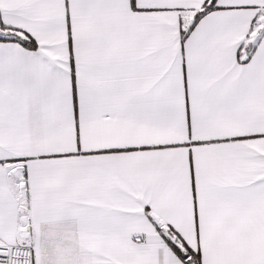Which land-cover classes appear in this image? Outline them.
<instances>
[{"label": "snow or ice", "instance_id": "1", "mask_svg": "<svg viewBox=\"0 0 264 264\" xmlns=\"http://www.w3.org/2000/svg\"><path fill=\"white\" fill-rule=\"evenodd\" d=\"M0 264H264V0H0Z\"/></svg>", "mask_w": 264, "mask_h": 264}]
</instances>
